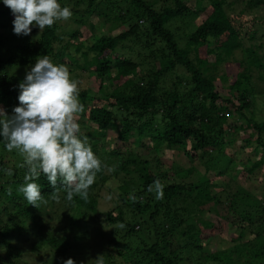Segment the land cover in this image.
Instances as JSON below:
<instances>
[{
  "label": "trees",
  "instance_id": "obj_1",
  "mask_svg": "<svg viewBox=\"0 0 264 264\" xmlns=\"http://www.w3.org/2000/svg\"><path fill=\"white\" fill-rule=\"evenodd\" d=\"M239 1L58 0L78 25L66 38L57 21L7 48L13 37L1 29L9 27L13 14L0 0V108L11 115L19 106L23 80L9 67L34 66L37 57L47 55L79 81L85 108L78 121L80 138H87L106 166L86 201L74 196L67 202L58 181L56 202L51 198L56 189L41 175L35 182L47 203L40 201L36 208L18 191L27 171L20 167L23 157L8 152L0 139V264L75 261L71 232L93 220L102 223L98 229L110 231L99 254L103 264H264V193L241 185L217 191L210 177L232 173L228 166L235 152L226 154L243 135L259 155L237 174L245 178L264 165V111L258 104L264 90L252 76L258 72L264 82V43L257 37L264 17L254 13L264 9V0H242L245 8H234ZM101 20L106 31L94 38ZM237 63L233 81L226 67ZM80 71L95 80L97 90L82 85ZM165 151L206 160L204 181L181 184L169 178L178 170L154 171L146 156L158 157L160 166ZM215 161L227 168H214ZM111 179L120 180L115 206L102 211L100 191ZM157 179L164 185L162 200L147 191ZM64 221L65 228H53L52 223ZM226 233L231 245L205 251L206 243ZM181 238L187 241L180 243Z\"/></svg>",
  "mask_w": 264,
  "mask_h": 264
},
{
  "label": "clouds",
  "instance_id": "obj_2",
  "mask_svg": "<svg viewBox=\"0 0 264 264\" xmlns=\"http://www.w3.org/2000/svg\"><path fill=\"white\" fill-rule=\"evenodd\" d=\"M3 4L15 17L13 31L17 36L30 35L33 26L41 32L72 17L71 10L58 0H3ZM18 87L19 106L11 115L0 108V139L8 152L15 150L23 157L20 167L27 168L18 191L36 208L40 201L47 203L35 182L44 175L56 189L51 195L56 202L60 201L58 181L66 191L67 202H72L74 196L86 201L97 174L106 166L94 154L87 138H80L78 121L85 108L79 100V81L73 79L67 66L54 64L45 55L36 58ZM7 174L12 175V171L7 170ZM147 191L155 193L156 200L164 198V185L159 179ZM95 262L103 264L102 256ZM64 264L75 261L69 258Z\"/></svg>",
  "mask_w": 264,
  "mask_h": 264
},
{
  "label": "rangeland",
  "instance_id": "obj_3",
  "mask_svg": "<svg viewBox=\"0 0 264 264\" xmlns=\"http://www.w3.org/2000/svg\"><path fill=\"white\" fill-rule=\"evenodd\" d=\"M234 8L238 9H244L245 5L243 4L242 0H240ZM259 17H264V9H256L254 11ZM14 16L11 17V23L9 24V27L6 29H1L5 35H8L9 37H13L12 41L8 42L6 47L7 48H12L14 43L19 41L18 38L25 37V36H17L14 34L13 31V20ZM59 25L62 26L60 28L59 33L63 34L65 38L67 37V32L71 31L70 29L77 27V24H72L71 18L68 21H58ZM104 24H106V20H101V22H96V36L94 38L101 37L104 31H106V28L104 27ZM259 31L257 33V37L260 39L258 43L262 44L264 43V28H257ZM42 32V31H41ZM39 28L36 27L35 33H31L30 36L32 38H35L36 35L41 33ZM105 33V32H104ZM242 53L238 52L237 57H241ZM236 68L230 67L227 68L226 70L229 71V74L233 77V81L236 79V74L238 72L237 67H239V63L234 65ZM33 66L29 67H16L12 66L9 67V71L11 74L18 76L21 78V80L25 79L26 73L31 69ZM70 69V68H69ZM80 71L81 77L80 81L84 87H89L93 88L94 90L98 89V86L95 83L94 79H91V76L88 75V73H84ZM74 77V74H71ZM254 77V82L257 83L262 87L264 90V82L260 80V75L258 72H254L252 75ZM226 86H222L223 89H227V93H229L228 85L230 84H225ZM222 88H219V90ZM258 104H260V108L263 109L264 105V98L261 96L258 97ZM262 117H264V112L260 113ZM230 124L232 121H228ZM249 136L243 135L238 139L236 144L229 149L227 152V156L231 155V153L235 152V162L228 166V168L231 170L229 173L231 174H226L222 176H216L213 173L210 174V177L214 179L213 182H215L218 187L216 188L217 191H222L224 189L236 190L239 185L247 189L248 191H251L259 196H262L264 193V165L257 169L254 173H249L247 174V177L244 178L240 174H237V171L245 173L252 165L253 162L258 160V157H256L257 153L254 152V146L249 145L246 143L245 140L248 139ZM225 138V136L223 137ZM230 136H226V139H229ZM111 144V143H110ZM108 144V149L111 148L112 145ZM148 146L150 147L152 144L147 143ZM188 152L183 151V152H168L165 151L163 157H162V162L164 163L163 165L159 166V159L158 157H154L153 155L151 156H146L147 159H149V163L152 166L154 171H177L175 176H170L169 178L174 179L176 183H181V184H187L190 182H195L197 184H200L201 182L204 181V175L206 172V166L205 162L206 160H200L198 159L197 161H192L194 159L193 157H188ZM213 158L215 157V152H212ZM226 162H228L226 160ZM214 168H227V165L225 163H218L215 161L213 163ZM163 166H166L164 168ZM189 170H192L191 173ZM221 170V169H220ZM180 171V172H179ZM171 180V179H170ZM198 180V181H197ZM120 180H109L105 187L100 191V210L106 211L108 209L114 208L115 204L113 201L116 200V194H117V187L119 186ZM231 186V188H229ZM111 196V199L109 200L108 197ZM213 212H208V214H212ZM213 219H217L215 214L209 215ZM100 219H102L100 217ZM98 219V221H100ZM53 228H56V226H61L65 228L64 226L68 225L67 221H64L61 224H58V222H54ZM104 225V224H103ZM99 226L102 228V223H96L94 220L90 222V224L86 225L85 222H82V227L79 229H74L71 232V238H72V247H73V252L71 253L73 256H75V264H92L94 262V258L98 257L101 250H103L106 245H107V240L109 238L108 233L110 231H107L106 229H98ZM57 229H60V227H57ZM100 230V231H99ZM57 232V231H56ZM229 235L228 233L225 234V236L220 240V237L214 238L213 242L211 244H205V251L207 253L211 252H218L222 251L225 247H228L231 245L230 242H228ZM80 239V242L77 240ZM187 241L186 238H181L180 243H183ZM89 245V247H87ZM85 254H88L89 256L87 258H82ZM44 259H38V263L42 264Z\"/></svg>",
  "mask_w": 264,
  "mask_h": 264
}]
</instances>
